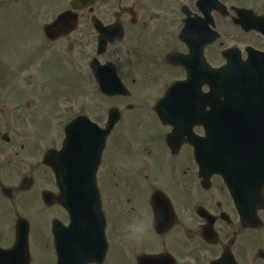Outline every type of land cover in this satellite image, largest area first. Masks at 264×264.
<instances>
[{
	"label": "flooded vegetation",
	"instance_id": "1",
	"mask_svg": "<svg viewBox=\"0 0 264 264\" xmlns=\"http://www.w3.org/2000/svg\"><path fill=\"white\" fill-rule=\"evenodd\" d=\"M108 1L109 3L115 2V5L106 8L104 16L100 17L101 20L106 25H111L116 21L122 22L127 35L129 34L130 37L135 40L137 34L134 31V27H136L137 30V26L140 25V10L143 9L137 8L131 1ZM222 1L226 4L228 14L223 16L216 11L213 12L215 25L218 27V25L223 26V24H227L237 27L235 30L236 34L230 37L229 35L226 36L228 47L238 48V46L242 47V44H251L264 51V25L262 26V32H257L253 29L246 31L234 23L235 19H244L246 23L250 20V17L245 14L247 9L252 10L257 16L264 15V0ZM162 3L161 6L155 5V7H159L156 8V10H152V12L148 10L152 16L144 22V29H141V31H146L147 35L150 37L151 32H148L150 31L148 27L150 21L155 23L157 31L158 28L168 25L169 20L171 22L176 18L172 15V17L168 19L165 15L175 13L176 16L178 15V20L174 25H176L178 29L174 35L175 39L172 38L174 43L169 42L170 31H166L167 35L160 34L157 37V41L161 43L160 48H163V52L160 55L159 52L146 58L138 56L136 54L137 45L128 48L129 54L124 55L123 48L125 47L124 42L127 39L126 36L125 39L111 44L103 56V60L115 62L118 72L123 76L127 75V73H122L121 65H124L127 60L129 62L131 59V63H137L135 59L140 58L143 60L144 64L147 62V67L143 70L146 78L141 82L139 91L135 92L134 99L142 100L141 107L136 117L144 115L149 120H155L158 117L154 106L165 89L175 81L185 78L184 70L172 67L168 61H166L167 55L165 56V52L168 54L177 51L183 54L186 52L187 47L185 43L178 39L184 24V16L182 15L183 4H181V0H173L171 6L174 7L172 8L168 7V3L165 0H163ZM94 12L98 13L99 10L95 7ZM128 13L132 16H129ZM194 17L205 19L201 14H195V12ZM91 20V13L89 11L84 12L82 16L83 23L77 34L83 29L84 36H86L91 29ZM158 22L160 24H156ZM205 24H207V20H205ZM167 28L168 27L165 29ZM163 29L164 27L161 28V30ZM81 35H83V33ZM72 36L73 35H68L64 39L69 43V51L77 53V57L80 59L77 58L74 60L80 62L79 67L83 70L82 62L84 59V65L88 63L90 55L89 50H84L79 40H76L73 44ZM155 39L156 38L153 37L152 41H156ZM61 40L62 39L57 41L47 40L48 42L44 43L43 47L53 49L57 47L58 42ZM132 43L134 45V41H132ZM211 48V52L217 51V45ZM240 49L242 58L244 59L246 53L244 55L243 49ZM48 51L47 49V52ZM3 62L5 67H7V60L4 59ZM40 64L41 66L37 67L35 70V75L27 79L29 83H34L37 72L40 79L45 80V82L38 81L36 83L40 86H42V84H45L44 86H50L53 83V77L51 69L48 68L47 58H44ZM25 72L24 69H20L17 74L21 75ZM137 73H139V71ZM31 79H33V81H31ZM124 79L127 82L131 81L135 84L138 83V79L133 76V73H130L128 77ZM9 82L12 83L15 82V80H9ZM19 82L24 83L27 81L19 79L18 83ZM7 85L10 86L9 84ZM0 89H2L0 92L1 112H5L9 107L8 111L11 115V113L16 111L18 106H24V102L22 101V103L19 97L13 96L15 95L14 91L11 93L10 91L4 93L5 90H7L4 82L2 85L0 82ZM12 99L16 100L15 102L17 105L9 106L6 101L10 102ZM31 101H35V104L39 106L36 100ZM22 117L23 122L25 121L29 129L33 128L39 130V128H44L46 130L47 128L46 123H44V125L40 124L39 126H35L33 122L36 121V118H32V116L27 113L22 114ZM164 127L166 129L169 128L168 126ZM15 131L16 135H20L23 133L24 129L20 128ZM168 132L169 129L164 133L166 134ZM6 133L13 139L14 133L11 130H6ZM184 147L186 146L184 145L178 153H174L168 148H162L168 151L164 152L162 161L166 164L169 163V168L165 165L150 161V157L147 155L140 157L142 159V169L153 165L158 168L155 174L160 172L163 173L166 177H169L168 179L171 183L166 184L165 181L162 182L157 178L155 179V174L152 175L153 181L151 182L150 174H145L143 177L147 183L144 187H140L136 178L130 174L127 179L130 186H128L127 189L133 188L138 192L135 197L131 195L127 197V204H131L129 207L130 210H125L123 207L124 201H122L119 192V189H124V186L115 180L117 179L116 170L119 167H117V162L120 163L121 154L119 156L114 155L107 164H105L104 160L99 175L103 194V212L107 221L105 234L108 241V250L106 257L100 264H219L222 262L233 264L234 261H236L237 264H264V257L261 256V252L264 251V223L260 227L244 225L240 219L233 198L220 176H214L209 187H202L200 169L194 159L193 148ZM36 149L37 148H33L31 151ZM154 151L155 159L158 156V152L156 149H154ZM150 152L152 153V151ZM2 155L11 156L12 153L9 148L1 147L0 156ZM26 155L29 158L38 155V153L33 154L28 151ZM111 155L112 154H110V156ZM130 156L132 160L135 159L132 158L134 156ZM172 156L178 157L180 160L176 161L178 158L173 159L171 158ZM151 160L153 159L151 158ZM110 169H112V172L108 171ZM181 171L183 175H181ZM105 172L108 173L104 174ZM3 177L2 175L1 184L4 183ZM104 179L107 182V188H105ZM159 189L163 190L170 197L169 202H166V209H161L159 205L157 208L154 207L152 196L154 191ZM179 190H181L182 193H180ZM0 195L7 200L14 201L16 199L15 195L9 198V196L3 194L1 192V186ZM56 209L59 215H56L58 213ZM160 209L162 218L155 216V213ZM1 211L2 208H0V212ZM3 211L4 213L1 215H7L8 210ZM16 213L13 219L14 227L12 229L7 227L6 229L0 230L1 249H7L15 243L17 218L22 216L19 212L16 211ZM39 214L45 221L42 219L41 223H44V225L40 226L37 230L33 227L31 219L24 215L26 216L24 218H26L31 225L30 264L43 263L42 258L40 257L39 259L37 257L38 252L41 253L42 257H46L49 260V264H59L60 259H64L66 264H80L81 262H78V260L74 258L73 242L66 245L64 241L59 240L61 239V234H58V241L55 240L57 235L54 230V222L61 219L67 220L63 207L59 204H53L50 207L44 208ZM258 214L264 222V207L258 211ZM47 222H49V224ZM4 227H6V225H4ZM245 237H247V240H244ZM229 251L235 255L234 258L223 257V255ZM81 264L99 263L91 262Z\"/></svg>",
	"mask_w": 264,
	"mask_h": 264
},
{
	"label": "rangeland",
	"instance_id": "2",
	"mask_svg": "<svg viewBox=\"0 0 264 264\" xmlns=\"http://www.w3.org/2000/svg\"><path fill=\"white\" fill-rule=\"evenodd\" d=\"M69 1L70 0H29L27 4H16V2L15 3L11 2L10 4H7L5 7L0 9V36L7 45V51L4 54L6 55V57H8V66L5 67L4 62L2 61L4 58V56L2 55L3 52L0 53V82L1 85L4 82L6 86L7 90H5L4 93H6L7 91H10V93L14 91L15 95L13 96L19 97L20 101L24 102V106L22 105L21 107L18 106V108H16V111L14 113H11V115L8 111L9 107L5 112L0 111L1 132L5 130H11L14 133V140H13L14 143L12 145L3 146V148H9L13 156L12 164L11 165L8 164L4 168V173H3L4 182L9 183L8 181L11 180L10 178L11 173L15 175L17 174L19 180L25 174H27V169L24 168L25 162H23L22 159H25L27 157L26 154L28 151L29 153H33V154L34 153L40 154V152H42L43 150V148H37L36 150L31 151V149L35 148V144H40L42 142L41 139L43 136H45L47 130H45L44 128L42 129L39 128V130L29 129L25 121L23 122L22 114L27 113L30 116H32V118L35 117L36 121L33 122L35 126H39L40 124L44 125V123H46L48 125L47 128H49V125L51 124L52 121L50 116H54L52 114H54V111L58 110L57 98L58 97L60 98L62 95H64L67 92L72 93L75 92L76 90H78L79 93H81L79 94L80 95L79 97L83 96L84 98L86 97L88 99L89 102L88 109L91 112L92 116L96 119H103L105 115L107 116V110L115 103H120V105H122V108H124V104H127L131 101L134 102L133 98H128V99L116 98L112 100L103 98L102 95L97 90L96 83L89 77L91 76V73L89 68L84 65V59L82 62L83 64L82 66L84 70H82V68L79 67L80 62L77 60V68L72 66L73 71H70V73L74 75L73 78L72 77L70 78V74L68 73V70L64 71L65 59L59 58L58 55L56 56V60L53 63L55 68V81L52 88L54 90H59L61 92L57 93L55 98L54 96H49L44 98L42 94H34L29 91H26L27 92L26 93L25 89L28 90L31 89L30 88L31 85L29 86L27 84L28 82H24V83L19 82V84L16 86H13L11 82H9V80L15 76H17L19 79H24V80H26L27 77H31V75L27 73V71L25 73H22L21 75L20 74L13 75L12 72L13 73L17 72V67L24 58L28 57L29 59V58H33V56L31 55H39L40 53V50L38 51V46L40 43L39 38H40V32H42V27L40 28L39 22L42 25L43 23L50 22L51 20H53L58 13L68 8ZM130 1L137 8H141L143 10H140L141 11L140 25L137 26V30L136 27H134V31L137 34V38L133 40V38H131L130 35L128 34L127 39L124 42L125 45V47L123 48L124 55L129 54L128 48H132L133 46L136 45H137L136 54L138 56H142L146 58L150 55H155L159 52L160 55L163 52L162 50L163 48L162 49L160 48L161 43L157 41L158 40L157 37L160 34L167 35L166 31H170V37H169L170 39L168 40L169 42L174 43V41H172V38L175 39L174 35L176 34L178 29L176 25H174L175 22L178 20V15L176 16L174 14L173 16L176 17L175 20L171 22L169 20L168 25H164L158 28L157 31H156L155 23L150 21V23H148V27L150 30L148 32H151L149 37L147 35V32L141 31V29H144V25H145L144 22H146L150 18V16H152L150 12H152V10H156V8H159V7H155V5L161 6L163 4L162 3L163 0H130ZM169 1H171V5H172V0ZM102 5H108V4L98 2L96 4V7L98 8ZM171 5L169 7L173 8L174 6ZM30 6H34V7L32 8L31 12L28 13L27 9ZM44 7L46 8L44 9ZM148 10L151 11L148 12ZM165 17L169 19L172 16L165 15ZM40 19H42V21H39ZM156 24H160V23L158 22ZM163 27L164 29L161 30V28ZM166 27L168 28L165 29ZM235 30L236 28H234L231 25L223 24L222 26V31L224 32V34H226V36L229 35V37L236 34ZM153 37L156 38L155 39L156 41H152ZM132 41H134V45ZM175 42L177 44L176 40ZM60 43L62 44L60 46L61 50H63V48L65 49L69 48V43H67L66 41L63 40ZM223 45L225 44H219L217 48L219 47L221 48V46ZM73 56L76 57L75 54ZM48 57H49V53H47L45 57L40 58L37 61V63H40L44 58H47L48 63H50V61L52 60H50ZM130 60L129 62L127 60L124 63V65H121L122 73L123 74L127 73V75H125L124 77H128L130 73H133V76L138 79V83L135 84V88L138 90L139 87L141 86V82L146 78L143 70L147 67V62L144 64L143 60H141L140 58L135 59L137 63H131ZM213 62L218 63L219 61L217 60V58H215ZM138 71L139 73H137ZM36 76L37 77L36 80L34 81V84L38 81L45 82V80L40 79L37 72H36ZM73 80L77 81L76 85L74 86L72 85ZM7 84H9L10 86H8ZM44 85L45 84H42V86ZM35 87L37 88V86ZM1 90L2 89H0V92ZM29 95L35 96L38 99L39 98L44 99L45 103L42 106V108L37 106V104H35V101H31ZM26 96L30 100H27ZM15 101L16 100L12 99V101L10 102L6 101V102L9 104V106H12V105H17ZM134 111H138V109ZM124 113L126 114V117L124 116L125 120L127 119V117L134 114L133 111H128V110H126ZM132 121L133 118L130 120V122ZM60 122L61 120L59 121V123ZM137 122H141V124H143L144 127L147 129H152L150 130V133L152 135L158 136L157 132L153 130L154 128L157 127V124L155 122L148 120L144 115H140L137 119ZM122 125H123L122 127L123 135H119L118 133H116L113 136L111 140V143L113 142L112 144L113 148L110 149L111 152H109V155L112 154V152L114 153L115 156H119L120 154L121 155L123 154L126 159H131L130 155H132L134 156L132 158H135L134 160L141 159L140 158L141 156L147 155L150 157L149 158L150 161L162 164V155L164 152L163 150L162 152H158L156 150L158 152V156L157 158L154 159V154H155L154 151L155 148L153 149L154 141L148 139V132L143 133L145 129H143L138 123L130 124L129 126L126 125L127 127H124L125 121H122L121 126ZM20 128L24 129L23 131L24 134L16 135L15 130ZM63 128L64 125H61V127H58L57 132L51 131L53 134V138L57 136L56 138L57 143H59L62 139L61 137L63 136ZM165 131H168V129H165ZM23 143H26L24 148L22 147ZM150 151H152V153ZM151 158L153 160H151ZM171 158L176 159L178 157L172 156ZM178 160H180V158H178L176 161ZM119 166H120V170L119 172H117V179L115 180L118 181L122 186H124V189L122 190L119 189L120 190L119 192L122 201H124L123 207L125 208V210H128L131 204L130 205L127 204V197L130 195L135 197L138 194V192L133 188L127 189L128 186H130V183H128L127 181V179L129 178L128 171L130 170V167L125 163V161H122ZM157 170L158 168L153 165L149 167H144L142 169V162H141V165L137 167L136 171L138 172V176L139 175L144 176L145 174H150L149 176L151 177V182H152L153 181L152 175H154ZM108 171L112 172V169ZM107 173L108 172H105L104 174ZM37 174H38V183L35 189L32 191L33 193L32 195H24L26 193L19 192L16 194V199L14 201L7 200L0 195V201H1L0 208H2V211L0 212V230L6 229L7 227H10V229H12L14 227L13 219L17 214L16 211L19 212V214L28 216L31 219L35 230L38 229V226L39 224H41L43 219L39 214L43 211L42 208L43 206L41 203H39V201L41 200L40 198L41 192L42 190L51 188L53 186L54 177L51 174L50 176L51 180H49V182H45L43 180L44 176L42 174V169L38 170ZM181 175H183L182 171H181ZM135 176H137L136 173ZM154 177L155 179L157 178L162 182L165 181L166 184L171 183L170 180L168 179L169 177H166L161 172L155 174ZM17 182H11L10 185H14ZM104 184H105V188H107V182L105 179H104ZM114 191L116 192L115 189ZM179 192L182 193L181 190H179ZM3 210H8L7 215L5 216L1 215L2 213H4ZM45 211L47 212L46 209ZM56 215H59V212ZM43 220L45 221V219ZM47 223L49 224V222ZM4 225H6V227H4ZM244 240H247V237H245ZM37 257L39 259L40 257L42 258V262H43L42 264H49V260L46 257H42L40 252H38Z\"/></svg>",
	"mask_w": 264,
	"mask_h": 264
},
{
	"label": "water",
	"instance_id": "3",
	"mask_svg": "<svg viewBox=\"0 0 264 264\" xmlns=\"http://www.w3.org/2000/svg\"><path fill=\"white\" fill-rule=\"evenodd\" d=\"M63 18H61V20H62ZM61 20H59V22H61ZM220 94H223V92L220 90V92H219ZM254 145H252V147H253Z\"/></svg>",
	"mask_w": 264,
	"mask_h": 264
}]
</instances>
